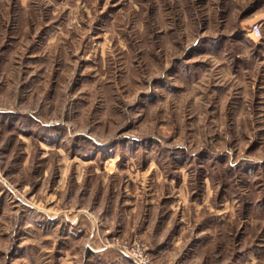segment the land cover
Wrapping results in <instances>:
<instances>
[{
	"label": "rangeland",
	"instance_id": "374dc122",
	"mask_svg": "<svg viewBox=\"0 0 264 264\" xmlns=\"http://www.w3.org/2000/svg\"><path fill=\"white\" fill-rule=\"evenodd\" d=\"M135 247L264 264V0H0V264Z\"/></svg>",
	"mask_w": 264,
	"mask_h": 264
},
{
	"label": "built area",
	"instance_id": "2783aa9c",
	"mask_svg": "<svg viewBox=\"0 0 264 264\" xmlns=\"http://www.w3.org/2000/svg\"><path fill=\"white\" fill-rule=\"evenodd\" d=\"M250 32L255 35L256 37L260 36V25L259 24H253ZM129 255L133 259L134 263L136 264H147L149 262V258L147 256V253L144 249H141L139 247L131 248L129 249Z\"/></svg>",
	"mask_w": 264,
	"mask_h": 264
},
{
	"label": "crops",
	"instance_id": "0c3cea01",
	"mask_svg": "<svg viewBox=\"0 0 264 264\" xmlns=\"http://www.w3.org/2000/svg\"><path fill=\"white\" fill-rule=\"evenodd\" d=\"M11 10H12V9H11ZM13 11H15V10L10 11V13L13 14ZM17 13H18V11H17V9H16V11H15V15H17ZM70 222H71V221H70ZM70 222H69V225H70ZM123 223H124V222H123ZM69 225H68V226H69ZM65 227H66V224H65ZM65 227H64V230H65ZM71 227H72V226L70 225L69 228H71ZM121 227H122V226H121ZM83 229H86V227H85V226H84V227L82 226V227H81V230L83 231ZM86 230H87V229H86ZM68 231L71 232L70 230H68ZM144 231H145V230H144ZM144 231H143V232H144ZM90 248L92 249V251L95 250V253H96V254H99V255H100V254H103V253H104V254H109V253H111L112 255H114V253H115L112 249H107V248H105V247H93V246H91ZM111 258H115V257H114V256H113V257L111 256ZM113 261H114V262H113ZM113 261H112L113 263H111V264H119V263H117L114 259H113Z\"/></svg>",
	"mask_w": 264,
	"mask_h": 264
}]
</instances>
